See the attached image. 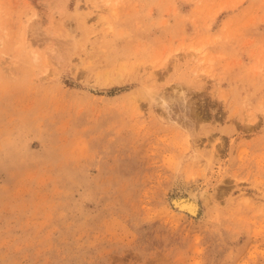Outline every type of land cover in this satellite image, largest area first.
I'll use <instances>...</instances> for the list:
<instances>
[{
	"label": "rangeland",
	"instance_id": "rangeland-1",
	"mask_svg": "<svg viewBox=\"0 0 264 264\" xmlns=\"http://www.w3.org/2000/svg\"><path fill=\"white\" fill-rule=\"evenodd\" d=\"M0 264H264V0H0Z\"/></svg>",
	"mask_w": 264,
	"mask_h": 264
},
{
	"label": "bare ground",
	"instance_id": "bare-ground-1",
	"mask_svg": "<svg viewBox=\"0 0 264 264\" xmlns=\"http://www.w3.org/2000/svg\"><path fill=\"white\" fill-rule=\"evenodd\" d=\"M99 5V4H98ZM101 6V5H100ZM96 7V6H94ZM97 9V7H96ZM100 10L97 9V12H99ZM102 16V15H101ZM104 17L102 16L100 19H103ZM31 25H32V22L29 23V26H28V30L31 29ZM201 49V48H200ZM200 49H197L196 51H199ZM51 50V49H49ZM92 50V47H90L89 49H86V54H90ZM52 51V50H51ZM202 52V51H200ZM195 53V57L196 58H199L198 57V54L200 53ZM200 59V58H199ZM202 63V62H201ZM49 64V63H48ZM203 65V64H202ZM154 74V73H153ZM202 76H205V75H202ZM206 77V76H205ZM177 87V86H176ZM182 87V86H180ZM177 88L174 87L173 90H171L172 92H168V93H165V91H162V92H153V91H150L149 94H150V97L156 101H158L160 103V105H162L164 108H166V106H168V104H172L171 102H174L176 101L178 98H188V95L186 94L187 92H185L183 88V90L181 89L180 91L176 90ZM187 91V90H186ZM191 97V95H189ZM189 97V98H190ZM158 103V104H159ZM179 105V104H178ZM176 107V106H175ZM179 107V106H177ZM176 107V108H177ZM163 108V109H164ZM168 108V107H167ZM170 108V107H169ZM168 108V109H169ZM184 108V107H183ZM175 112V111H174ZM173 112V113H174ZM178 117V115H177ZM180 118V117H179ZM180 121V120H179ZM196 191V190H195ZM198 192V191H197ZM195 193V192H194ZM193 192H190L188 193L189 195H180V196H177L175 198H170L171 201V205L180 213H184V214H187V215H190L192 217H197L200 213V210H201V207H200V202L198 200V198L196 197V194H194ZM188 212V213H187Z\"/></svg>",
	"mask_w": 264,
	"mask_h": 264
},
{
	"label": "water",
	"instance_id": "water-1",
	"mask_svg": "<svg viewBox=\"0 0 264 264\" xmlns=\"http://www.w3.org/2000/svg\"><path fill=\"white\" fill-rule=\"evenodd\" d=\"M188 213V212H187Z\"/></svg>",
	"mask_w": 264,
	"mask_h": 264
}]
</instances>
